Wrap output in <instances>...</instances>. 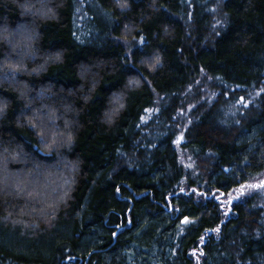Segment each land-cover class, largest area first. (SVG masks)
I'll use <instances>...</instances> for the list:
<instances>
[{
  "label": "trees",
  "instance_id": "16d2710c",
  "mask_svg": "<svg viewBox=\"0 0 264 264\" xmlns=\"http://www.w3.org/2000/svg\"><path fill=\"white\" fill-rule=\"evenodd\" d=\"M120 3L0 0V264H264V0Z\"/></svg>",
  "mask_w": 264,
  "mask_h": 264
},
{
  "label": "snow or ice",
  "instance_id": "6c2138e0",
  "mask_svg": "<svg viewBox=\"0 0 264 264\" xmlns=\"http://www.w3.org/2000/svg\"><path fill=\"white\" fill-rule=\"evenodd\" d=\"M117 3H118V6L121 9H124V8L127 7V4L126 3H120V0H117ZM141 43H144L143 39H141ZM156 63L159 64V59L156 60ZM241 100H243V98H241ZM114 103L115 104H118L119 107L113 110V114H115L116 112H118L120 109H122L124 107V104L121 102V98L120 97H116L114 99ZM33 127H35V126H33ZM249 187H256V186L255 185H250ZM259 187L264 188V182H261V184L259 185ZM193 191H195V189ZM201 195L203 196L204 194L201 193ZM183 222L185 224H187L188 223V218H185ZM215 231L219 232V228L215 229Z\"/></svg>",
  "mask_w": 264,
  "mask_h": 264
},
{
  "label": "rangeland",
  "instance_id": "374dc122",
  "mask_svg": "<svg viewBox=\"0 0 264 264\" xmlns=\"http://www.w3.org/2000/svg\"><path fill=\"white\" fill-rule=\"evenodd\" d=\"M42 5V4H41ZM41 7H39L38 9H40ZM78 11V6L76 5V10L75 12L77 13ZM76 13H75V16H76ZM79 21L77 22L76 19H75V28L78 30H81V32L86 28H87V24H86V21H84L86 19V13L85 14H81V16L78 18ZM182 158H186L185 154L182 153ZM183 163H187L186 160H182Z\"/></svg>",
  "mask_w": 264,
  "mask_h": 264
}]
</instances>
